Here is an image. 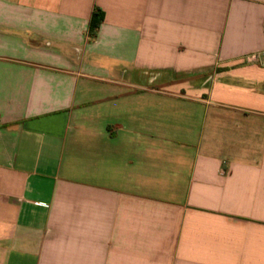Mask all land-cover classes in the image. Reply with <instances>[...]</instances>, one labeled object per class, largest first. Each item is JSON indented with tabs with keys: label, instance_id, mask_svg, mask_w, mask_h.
Wrapping results in <instances>:
<instances>
[{
	"label": "crops",
	"instance_id": "1",
	"mask_svg": "<svg viewBox=\"0 0 264 264\" xmlns=\"http://www.w3.org/2000/svg\"><path fill=\"white\" fill-rule=\"evenodd\" d=\"M262 50L264 0H0V264H264Z\"/></svg>",
	"mask_w": 264,
	"mask_h": 264
},
{
	"label": "built area",
	"instance_id": "2",
	"mask_svg": "<svg viewBox=\"0 0 264 264\" xmlns=\"http://www.w3.org/2000/svg\"><path fill=\"white\" fill-rule=\"evenodd\" d=\"M245 62L264 67V50L248 54L245 57Z\"/></svg>",
	"mask_w": 264,
	"mask_h": 264
},
{
	"label": "trees",
	"instance_id": "3",
	"mask_svg": "<svg viewBox=\"0 0 264 264\" xmlns=\"http://www.w3.org/2000/svg\"><path fill=\"white\" fill-rule=\"evenodd\" d=\"M103 16L101 11H96L93 15L92 22H91V35L94 36L97 29L103 22Z\"/></svg>",
	"mask_w": 264,
	"mask_h": 264
}]
</instances>
